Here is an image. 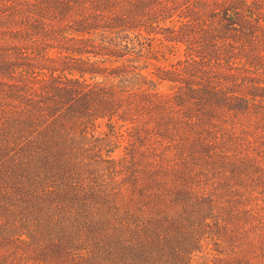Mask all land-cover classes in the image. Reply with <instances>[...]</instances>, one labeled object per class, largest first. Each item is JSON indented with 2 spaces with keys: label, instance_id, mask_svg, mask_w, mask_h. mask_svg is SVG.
I'll return each mask as SVG.
<instances>
[{
  "label": "rangeland",
  "instance_id": "rangeland-1",
  "mask_svg": "<svg viewBox=\"0 0 264 264\" xmlns=\"http://www.w3.org/2000/svg\"><path fill=\"white\" fill-rule=\"evenodd\" d=\"M213 3L158 0L148 7L145 15L153 14V23L145 19L138 24L152 26L154 34L143 33V41L135 45L131 42L133 38L139 42L135 30L132 37L125 34L130 51H141L140 58L125 56L119 61L103 56L101 49L108 38L102 22L117 10L92 15L101 21L96 25L101 29L84 36L85 41L38 33L23 43L0 37V62L5 57L1 50L7 46L14 44L25 52L17 61L19 69L10 73L16 81L5 80L0 74V84L26 87L30 98H41L43 84L48 81L55 80L61 86L74 80L90 82L87 75L80 79L79 66H104L102 71L110 74L112 66L122 63L128 80L99 77L102 80L98 82L122 86V94L116 96L121 102L117 110L128 121L95 119L86 130L88 147L76 152L85 162L78 167L85 186L95 181L103 191L102 204L114 203L121 212L123 204L131 201L134 216L139 218L142 212L140 218L148 221L155 212L165 214V208L153 209L146 196L132 192L131 183L146 186L149 171H162L166 183L183 188L193 198L171 208L175 213L170 220L179 223L176 232H199L201 244L193 254L194 264H264V112L249 109L237 113L215 107L210 115L188 92L208 86L224 96L226 104L245 100L249 108L264 106V37L259 36L260 46L251 53L239 51V44L217 42L212 47L219 53L210 54V46L200 40V34L208 24L205 21ZM74 17L78 14L47 22L45 27L69 26ZM186 29L191 30L188 41H174ZM260 30L264 31V26ZM73 40L82 44L75 45ZM43 46L49 48L39 57ZM35 48L41 51H33ZM133 66L143 79L135 76ZM141 92L150 96L139 98ZM178 96L182 103L176 101ZM1 100L6 98L0 92ZM102 204L99 202L96 209L104 216L107 208ZM131 227L122 232H132Z\"/></svg>",
  "mask_w": 264,
  "mask_h": 264
},
{
  "label": "trees",
  "instance_id": "trees-1",
  "mask_svg": "<svg viewBox=\"0 0 264 264\" xmlns=\"http://www.w3.org/2000/svg\"><path fill=\"white\" fill-rule=\"evenodd\" d=\"M157 1L0 0V37L23 43L38 33L48 38L55 34L85 41L84 36L101 29L96 26L101 21L92 15L117 10L102 22L108 38L101 49L103 56L119 61L140 58L141 51H130V40L125 34L132 37L135 30L139 39H131L135 45L143 41V33L148 36L154 32L152 26L138 23L145 19L153 23V14L145 13ZM213 2L205 21L208 24L200 34V40L210 46L209 53H219L212 47L217 42L239 44L241 52L257 50L259 36L264 37V31H258L264 26V0ZM73 14L78 17L69 26L45 27L47 22ZM192 17L199 25L197 14ZM4 29L12 30L1 32ZM190 34L191 30L186 29L174 41L186 43ZM76 42L82 44L74 41L75 45ZM43 47L42 51H33L40 50L38 56L43 57L42 52L49 48ZM225 50L228 53L229 48ZM1 52L5 57L0 62V74L5 80H14L10 73L19 69L17 61L25 54L24 49L12 44ZM121 64L112 66L110 74L102 71L104 66H79L80 79L87 75L92 78L90 82L74 80L61 86L55 80L48 81L43 84L41 98H30L26 87L0 84V92L6 98L0 101V264H194L193 254L201 244L199 232H176L179 223L170 220L175 213L171 208L193 198L183 188L178 190L166 183L162 171H149L146 186L131 183L132 192L146 196L153 209L165 208V214L155 212L148 221L140 218L142 212L138 211L139 218L134 216L131 201L123 204L121 212L114 203L102 204L100 186L95 181L85 186L83 175H79L78 167L85 162L76 152H84L88 147L84 142L86 130L93 126V121L114 117L123 123L128 121L117 110L121 102L116 96L122 94V86L98 82L102 80L99 77L128 80L123 71L126 66ZM133 69L135 76L143 79L140 70ZM188 92L193 101L208 108L210 115L215 107L237 113L249 109L264 112V106L249 108L245 100L226 104L224 96L208 86ZM138 95L143 99L150 96L148 92ZM176 101L182 103L183 99L178 96ZM99 202L107 208L104 216L96 209ZM127 227L132 232H122Z\"/></svg>",
  "mask_w": 264,
  "mask_h": 264
}]
</instances>
